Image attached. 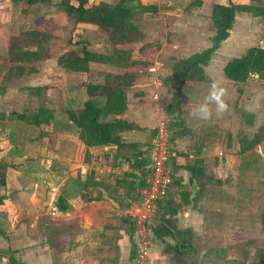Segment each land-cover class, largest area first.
<instances>
[{
	"label": "crops",
	"instance_id": "1",
	"mask_svg": "<svg viewBox=\"0 0 264 264\" xmlns=\"http://www.w3.org/2000/svg\"><path fill=\"white\" fill-rule=\"evenodd\" d=\"M59 1L0 0V165L4 174V182L0 183V264H137L136 235L129 218L123 215L128 212L124 206L136 196L137 181L143 177L148 163L147 147L142 149L141 146L143 139L148 133L152 137L153 126L164 115L163 107L158 105V94L164 91L167 103L175 86L163 84L154 71L151 73V66L123 68L90 62L86 72L67 71L58 66L56 57L80 42L92 51L106 54L115 48L130 46L110 43L94 24L69 19L58 8ZM98 1L89 0L90 3ZM200 1L197 6L203 7L205 2ZM55 8L59 10L57 14ZM151 13L153 11L141 15ZM185 15L188 16L183 18L187 20L180 16L182 22L176 20L168 24L172 42L165 48L172 56L187 57L210 45V33L204 40L193 30L191 18L195 16ZM255 17L258 16H251V21ZM259 18L255 23L264 22ZM45 19H52L53 25L60 26L53 33L57 40L68 38L67 41L73 44L69 42L56 56L50 52L49 57L30 62L11 59L8 46L11 37L19 35L29 23L37 27ZM141 22L144 23L138 17L136 23L144 37L135 44L133 57L145 60L154 40V23L145 30L147 21ZM189 27L191 31H187ZM191 41L196 43L195 48L183 53L186 46L192 48ZM222 43L214 52H218ZM144 44L150 46L145 51L137 50ZM163 46L157 49L155 60L159 59ZM182 47L184 51L180 49ZM229 59L221 65L222 75L217 78L209 73L207 64L204 71L208 80H185L180 85L183 103L179 116L183 126L176 132L179 147H176L178 154L171 159L173 180L168 192L156 201V210L149 218L150 245L143 264H206L211 260L206 258L207 250L229 247L234 241V233L253 231L251 216L264 213V194L255 195L245 183L248 175L243 180L238 168L240 156L248 150L239 152L241 147H224L223 160L222 149L214 147V139L219 133L244 135L253 133L262 122L264 124V87L255 86L256 89L251 90L250 81L245 84L249 78L244 82L226 78L222 68ZM94 69L117 73L129 71L135 75L126 91V110L117 115L136 125L120 133L122 145L86 147L83 143L87 132L78 126L77 115L88 98L86 84L100 80L90 77ZM211 80L220 81L227 89L224 98L229 107L221 114L213 110L211 117L203 121L192 114V109L204 99ZM37 87L41 90H34ZM91 98L95 102L101 100L99 105L104 102L103 96ZM39 107L51 111L48 123L30 124L16 116L34 113ZM244 112L249 114L245 115L246 119L242 115ZM113 117L109 115L107 119ZM109 152H113V159ZM138 159L145 160L142 171L132 164ZM197 159L202 167L201 180L205 182L201 190L187 168ZM102 164L117 172L109 177L100 174ZM207 169L217 174L222 169L227 170L232 179L230 183H225L224 177L221 182L210 181L205 175ZM239 184L246 185L245 192L237 189ZM51 187H56L57 191L52 192ZM229 189L232 191L228 193ZM255 196H258L257 202ZM58 199L64 207L58 208ZM211 261L222 263L220 259Z\"/></svg>",
	"mask_w": 264,
	"mask_h": 264
},
{
	"label": "trees",
	"instance_id": "2",
	"mask_svg": "<svg viewBox=\"0 0 264 264\" xmlns=\"http://www.w3.org/2000/svg\"><path fill=\"white\" fill-rule=\"evenodd\" d=\"M193 3L200 4L201 1H193ZM57 5L69 19L75 22L96 25L110 43L130 45L128 48H115L111 53L106 54L92 51L81 43V45L67 49L58 55L57 65L67 71L77 72L88 71L90 62L108 63L123 68L131 65L143 66L141 59L133 57L135 44L139 43L144 37L143 30L134 20L139 12L155 11L157 9L155 5L142 4L134 2V0H116L114 2L100 0L96 3H90L89 0H60ZM238 11L249 12L251 15L264 20V4L253 2L235 3L232 1L227 4L213 3L211 20L214 33L209 37L210 45L200 51L191 53L187 57L175 58L171 65V73L162 79V83L165 85L168 83L175 85V91L167 105L168 113L180 114V103L182 102L180 85L182 82L185 80H208L204 66L208 64L211 54L228 37L235 14ZM44 31H47L46 28L44 30L33 27L20 33L16 41L13 37L14 39L10 43L11 59L30 62L49 57L50 54L46 47L49 40L47 33ZM17 40L22 42L26 40V43L34 45V48L30 50L20 48L19 46L22 44ZM148 46L150 45H141L137 50L143 51ZM146 65L148 66V63ZM222 70L226 78L235 82H244L251 74L263 76L264 47L249 46L244 54L226 61ZM134 77V73L129 71H123L122 73L104 71L99 81L86 84L85 92L88 98L83 102L82 109L78 111L77 115L78 126L87 132L83 142L86 147L107 144L122 145L120 133L135 128L134 123L117 116L123 114L126 110V91L127 87L132 84ZM34 90L40 91L41 87ZM93 96H103L104 102L102 105H98L91 98ZM109 115L114 116L113 119L108 120L107 116ZM16 116H20L30 124L48 123L51 118V111L39 107L34 113L17 114ZM258 131L251 138L252 144H256L263 139L264 126H260ZM144 163V159H138L132 164L142 171V164ZM200 163V160L197 159L194 161V165L187 168L191 171V177L202 187V167ZM3 182V167L0 165V183ZM1 201L2 197H0ZM60 202L61 200L58 199V208L64 207ZM205 255L206 258L211 260L224 259L220 264H244L240 260H229L224 248L209 249ZM256 256L258 260L251 264H264V248L257 249ZM211 260L206 264H218L213 263Z\"/></svg>",
	"mask_w": 264,
	"mask_h": 264
},
{
	"label": "rangeland",
	"instance_id": "3",
	"mask_svg": "<svg viewBox=\"0 0 264 264\" xmlns=\"http://www.w3.org/2000/svg\"><path fill=\"white\" fill-rule=\"evenodd\" d=\"M147 2L150 3H154L152 5H155L157 7V9L155 11H153V13L151 14H147L146 16L142 17V13L139 12L136 15L135 18V23H136V19L139 17L142 19V21H147L145 30L148 29V26H150L152 23L154 28H153V39L158 41H154L152 40L151 42V47H149L150 49H148L149 54L145 55L147 56V58L145 60H142L143 63L142 65L145 66L146 63H148V66H151V73H156L157 76L159 77L160 81L162 82V79L169 75L171 73V65L174 61L175 58H179L176 56H172L171 54H169V52L166 50L165 46L172 42L171 39V29L169 28L168 24L171 22L174 23V21L178 20L180 22H182L183 19L187 20L188 18H183L184 16H188L185 14H190L193 15L192 17L195 16V18H191L192 23L194 25L193 30H195L196 32L198 31V34L202 35L205 39V35L207 33H210V36L213 35L214 31H213V23L211 20V8L213 3L215 2H222V3H229L230 1H235V3H246V2H253L256 4H264V0L261 1H256V0H203L205 2V5L203 7H199L196 3H193V1H199V0H146ZM154 1V2H153ZM134 2H140L139 0H134ZM56 12L55 14L58 13V9L55 8ZM197 11V12H196ZM240 13H238V17H236L235 21H233V25L231 27V30L229 32V35L227 38L228 41L222 43V46L220 47V49H218V52H214L212 53V57L208 67V71L211 75H213L214 78H217L218 75H222V73H220V68L221 65L225 62L226 59H229L233 56H240L242 54L245 53V51L247 50V48L249 46H262L264 47L263 43H264V22L259 21L255 23V20L259 17H255L256 19L251 21V13H245V12H241L238 11ZM237 13V12H236ZM54 14V15H55ZM179 15V16H178ZM249 15H251L249 17ZM180 16L183 19H179ZM236 16V14H235ZM179 17V18H178ZM249 17V19H248ZM60 18V17H59ZM58 19V18H57ZM260 19V18H259ZM199 22V23H198ZM247 22V23H246ZM142 23V22H141ZM142 23V24H144ZM195 23V24H194ZM137 24V23H136ZM36 27V25L34 24H30L27 25L24 30H22L19 33H23L25 30L30 29ZM37 27H39L40 29H44L46 28V30L48 31H44L47 33V38H48V46L47 50L48 52H52L53 55H57L59 54L63 49H66L67 45L69 44H73L70 40L69 42L67 40L65 41H61V39L57 40L55 38V35L53 34L55 29L56 31L59 30V25L56 23V25H53L52 19H45L43 24H40L39 26L37 25ZM192 28V27H191ZM192 30V31H193ZM149 31H151L149 29ZM180 31V30H178ZM177 31V34L180 33ZM187 31H191L190 27ZM185 32H183L182 34H184ZM16 35V34H15ZM195 35V34H194ZM19 35L16 36H12L11 37V41L15 38H18ZM179 36V35H177ZM208 36V38L210 37ZM14 37V38H13ZM163 39V41H162ZM10 41V43H11ZM18 41V40H17ZM60 41V42H59ZM196 42V40H194ZM20 42L22 45H20V48H23L25 50H30L34 48V45L30 44V43H26L25 41H18ZM166 44H163L165 43ZM191 41L190 42V47L189 48L186 46V48L184 49V47L180 48L181 50H183V53H188L190 52L193 48H195L196 43ZM10 43H9V49H10ZM82 42L79 43V45H81ZM76 44V42L74 43ZM164 45V46H163ZM221 45V44H220ZM78 46V45H77ZM161 46L164 47L163 50H160L159 52V57H157L158 60H155L156 56L158 55L157 49H160ZM146 48L143 50L145 51ZM154 51V52H153ZM165 53V54H164ZM180 55H183L182 52H179ZM55 55V56H56ZM60 55V54H59ZM166 55V56H165ZM161 57L163 58V60L161 59ZM57 59V57H56ZM59 66V65H58ZM142 66V67H143ZM147 66V65H146ZM158 69H160V71H158ZM94 73V74H93ZM93 76L90 75V77H93L94 80L97 79L99 77V79L102 78V75L104 73V71L102 70H95L93 71ZM249 79L245 82L248 83V81H250L249 84V89H256L257 87H264V75L263 76H259L257 74H251L248 77ZM153 83V82H151ZM169 85H172L171 83H168ZM174 85V84H173ZM175 86V85H174ZM256 88H253L255 87ZM128 89V87H127ZM175 91V89H174ZM173 94V93H171ZM172 96V95H171ZM155 100V99H154ZM157 100H160V103L158 105L163 107L164 110V115H161L162 118L159 119V121L155 124V126H153V132H152V137L151 133H148L145 138L143 139V143L141 144L142 149H144V147H150L151 146V142L152 140L158 136L159 133V129L162 128L163 132H165V135L167 137V146L168 147H172L171 151L173 150L175 152V155L178 154V150L176 147L177 146V142H176V136H177V131H181V127L183 126V122L181 121V118L179 115H177V113L175 114L174 112L168 113L167 112V105L169 102L166 103L167 101V94L163 91L161 93L158 94ZM156 100V101H157ZM183 101V100H181ZM98 105L101 103V100H97L96 102ZM183 102H181L180 104H182ZM243 118L246 119V116H248L249 114L244 112L243 114ZM246 115V116H245ZM160 122V123H159ZM161 123H164V126H160ZM261 123V122H259ZM258 123V125H259ZM264 126L263 122L262 124H260V126ZM259 126V127H260ZM180 127V129L178 128ZM259 127H257V129H254L255 131L249 134H244V135H240V133H238L237 135H230V134H225V133H219L216 138L214 139L215 141V145L214 147H220L222 149L221 151V157H223V160H225V156H224V147H241L242 150H240L239 152H242L244 150H248V152H246L245 154L243 153L240 156V161L238 162L239 166L238 168L240 169L239 171H241V174L243 175V180L244 177L246 175H248L249 179H247V181L245 183H247V185L249 187H251L253 189V192L258 195H260L261 193L264 194V136L263 139L261 141H259L256 144H252L251 143V138L254 136V134H256L259 129ZM178 128V130H177ZM180 135H182L180 132H178ZM191 135V134H189ZM127 137V135H126ZM123 139V138H122ZM123 140H126V138H124ZM197 141V139H196ZM233 144V145H232ZM172 151V152H173ZM110 153V152H109ZM218 153V152H217ZM113 152L110 153V158L113 159L112 157ZM128 154V153H127ZM176 157V156H175ZM174 156H171L169 158V163L170 166L172 168L171 165V159L175 158ZM219 155L217 154V159H219ZM246 163V164H245ZM101 166H103V170L101 171L100 174L109 177L114 175L113 173H115V171L112 168H107V164H102ZM210 169V168H209ZM207 169V171L205 172V175H208L210 181H216V183L218 181L221 182V177L223 178V180H225V183H230L229 181L232 179V176L229 172L224 171V169H222L220 171L219 174H217L216 172L214 173L212 170ZM173 171V170H172ZM121 171H119L118 174H120ZM174 173V172H173ZM226 175V177H225ZM231 176V177H230ZM173 178V177H172ZM127 181H125V185H127L128 183H126ZM196 186L199 188V190H201L204 187L205 182H203V187H200L199 184L197 182ZM218 185V184H215ZM145 181L144 178L142 176L139 177L138 181H137V187L138 189L135 190L134 192L136 193V196L132 197L133 201H127L126 202V206H124V209L127 208L128 212H124L125 217L129 218V222L130 225L132 226L134 233L136 232V220L134 217L131 216V213L136 214L139 212H137L136 206L141 207L142 205L139 204L142 200L143 197V190L145 189ZM246 185L242 186L241 184L238 185V190L241 191L242 193L246 191ZM251 189V190H252ZM57 191V188H56ZM230 191H232L231 189L227 190V192L229 193ZM168 191H166L167 193ZM239 193V192H238ZM134 195V193H133ZM165 195V194H164ZM158 196L159 198H154V201H158L159 199H162V197L164 196ZM257 197L255 196V202H257ZM182 201L183 199V195L181 197ZM54 200L56 201V198H54ZM261 200L259 198L258 203H260ZM127 203H130L127 206ZM54 208H55V203H54ZM255 207L256 203H255ZM123 209V208H122ZM257 209V208H256ZM156 210V208H155ZM155 210L146 218L147 223H146V227L149 225V218L151 215H153V213L155 212ZM141 211H144V209H142ZM256 212V211H255ZM152 217V216H151ZM251 222L253 223L252 229L253 231L251 232H244V231H240V232H236L234 233V241H231V245L227 248L224 247L225 251H226V255L229 254L230 252V256L227 258L229 260H240L242 262H244V264H251V263H255V261L258 260V257L256 256V250L259 248H264V213L263 214H259L258 212L254 214V216H251ZM247 235V238H245ZM149 240V238H148ZM150 245V244H149ZM149 249V246H148ZM221 260V259H220ZM146 261V259L144 260V262ZM222 262L224 261V259L221 260Z\"/></svg>",
	"mask_w": 264,
	"mask_h": 264
},
{
	"label": "built area",
	"instance_id": "4",
	"mask_svg": "<svg viewBox=\"0 0 264 264\" xmlns=\"http://www.w3.org/2000/svg\"><path fill=\"white\" fill-rule=\"evenodd\" d=\"M152 69V68H151ZM160 123V122H159ZM160 126H164L161 123ZM167 137L163 129H159L151 146L147 147L148 163L143 170V178L145 181V189L141 202V207L136 206V214L131 213V216L136 220V243H135V261L137 264H143L146 259L149 240L147 235L146 218L155 210L156 201L154 198H159L169 189L173 180V171L169 163V158L175 156V152L171 151L172 147H168ZM103 168H100V172ZM115 173L117 172L114 170ZM51 191L55 192L56 187H51ZM54 200V199H53ZM144 209V211H141Z\"/></svg>",
	"mask_w": 264,
	"mask_h": 264
},
{
	"label": "clouds",
	"instance_id": "5",
	"mask_svg": "<svg viewBox=\"0 0 264 264\" xmlns=\"http://www.w3.org/2000/svg\"><path fill=\"white\" fill-rule=\"evenodd\" d=\"M227 89L218 80H211L210 86L204 99L192 109V114L200 120L207 121L213 110L216 114L228 110V103L225 100Z\"/></svg>",
	"mask_w": 264,
	"mask_h": 264
}]
</instances>
